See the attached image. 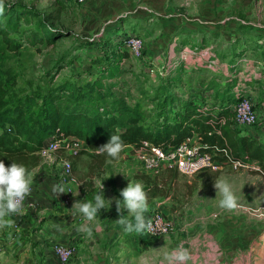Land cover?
Wrapping results in <instances>:
<instances>
[{
	"label": "rangeland",
	"instance_id": "obj_1",
	"mask_svg": "<svg viewBox=\"0 0 264 264\" xmlns=\"http://www.w3.org/2000/svg\"><path fill=\"white\" fill-rule=\"evenodd\" d=\"M4 1L22 2L43 15L52 13L58 16L52 27L70 33L53 45L34 46L26 42V31L34 27L24 26L20 35L9 36L16 44L15 51L5 48L0 40V74L5 80L11 78L5 86L10 97L44 90L64 78L92 77L99 69L102 52L110 45L101 42L95 46L90 42L101 35L116 37L115 25L124 18L126 23L119 26L117 36L126 34V30L128 34H140L145 47L140 60L128 54L122 62L126 72L120 79L124 84L121 91H116L127 96L130 106L139 105L148 119L153 118L151 112L155 106L148 97L153 95L158 83L159 69L163 73L166 58L174 54V35L178 32L189 33L193 39L204 34L213 45H228L246 25L253 28L250 33L256 39L264 42V0H103L99 9L88 0L81 5L60 0ZM208 51L209 48L195 53L185 47L177 54L187 61L194 58L201 61ZM158 59H163V63L159 64ZM226 68L222 64L215 70L225 73ZM240 68V78L256 84L247 89V95L253 100L259 121L253 127L234 126L243 134L262 139L264 60L257 53H247ZM198 102L210 104L207 98H199ZM129 149L125 146L117 158L98 149L82 151L72 160L74 173L79 180L91 179V170L110 176L111 183L102 182L105 198H118L129 181H142L149 204L145 215L160 211L173 222L174 230L157 238L149 237L144 231L129 234L121 239V244L113 241L108 246L92 242L82 251L84 255L81 253L83 264H170L166 254L177 244H183L191 253L186 264H264V175L260 169L234 168L224 163L218 170L201 171L191 177L176 171L144 173L133 163ZM56 156L65 158L66 154L59 152ZM49 165L55 168V163ZM220 177L233 182L241 207L227 210L218 205L220 196L214 182ZM113 204L104 211L106 214L114 215ZM46 258L43 256L41 262L32 257L28 260L31 264H58L55 257L56 262L49 255ZM8 261L4 264H22L20 259ZM77 262L80 259L74 255L70 264Z\"/></svg>",
	"mask_w": 264,
	"mask_h": 264
},
{
	"label": "trees",
	"instance_id": "obj_2",
	"mask_svg": "<svg viewBox=\"0 0 264 264\" xmlns=\"http://www.w3.org/2000/svg\"><path fill=\"white\" fill-rule=\"evenodd\" d=\"M57 20L58 16L43 15L22 2L2 0L0 40L5 48L15 51L16 44L9 36L20 35L24 26H31L34 28L26 31V42L53 45L70 36L52 27ZM125 23L124 18L116 23V37L101 35L90 42L110 45L102 52L99 69L92 77L64 78L44 90L10 97L5 86L11 78L5 80L0 74V160L6 166L12 161L23 163L32 172L41 162L38 152L44 141L60 135L83 140L88 149L84 152H89L106 143L113 132L122 136L126 147L146 141L165 149L196 134L207 144L208 152L215 146L227 148L234 161L256 164L264 175V137L258 139L235 129L231 109L233 103L247 96L250 86H256L239 75L246 54L254 52L264 60V42L250 33L253 28L242 26L238 38L228 45H213L204 34L195 39L189 33L174 35V54L185 47L195 53L209 51L189 70L183 59L166 58L154 93L148 97L155 104L153 118L148 119L139 105L130 106L127 96L116 91L123 88L120 78L126 70L122 62L129 54L123 42L125 33L117 36L119 26ZM222 64H226L225 73L215 70ZM199 98H207L210 104L199 103ZM153 188L158 190L157 185ZM86 190V200L99 191L90 185Z\"/></svg>",
	"mask_w": 264,
	"mask_h": 264
},
{
	"label": "crops",
	"instance_id": "obj_3",
	"mask_svg": "<svg viewBox=\"0 0 264 264\" xmlns=\"http://www.w3.org/2000/svg\"><path fill=\"white\" fill-rule=\"evenodd\" d=\"M88 3L99 9L102 8L103 0H88ZM164 55L165 53L162 54V56ZM167 56L169 55L167 54ZM171 57L180 58L178 54H172ZM183 60L187 69H191L201 62L199 58ZM158 62L162 64L163 59H158ZM77 157L65 158L72 163V160ZM91 172L93 175L91 179L79 180L72 166V175L76 179L77 185L66 183L63 185L65 193L55 195L52 192V186L57 184L56 168L50 167L49 163H40L32 171L34 175L33 192L25 204V212L20 215H12L10 218L14 220L13 224L0 225V264L13 259H20L22 264H31L28 260L30 257L41 262L43 256L47 259V255L56 262L47 246L50 243L73 245L76 250L75 255L80 259V262L77 263L83 264L81 253L84 255L82 251L89 248L92 242L100 243V246H108L113 241L121 244V239L125 235L128 237L129 234H134L125 232L123 226L116 222L120 213L115 211L114 215L108 212L106 214L103 209L99 214V218L102 220L98 222L99 228L94 229L91 236L80 230V226L85 221L80 215L72 214L70 211L72 205L77 200L85 199L83 191H87L88 185L91 189L100 190L99 182H112L110 176L103 171L91 170ZM87 180L89 181L86 182ZM76 191L78 195H76ZM113 208L115 209V205ZM123 214L126 215L127 211H123ZM109 234H112V238L104 237ZM32 235L34 236L32 237ZM77 253L79 254L77 255Z\"/></svg>",
	"mask_w": 264,
	"mask_h": 264
},
{
	"label": "built area",
	"instance_id": "obj_4",
	"mask_svg": "<svg viewBox=\"0 0 264 264\" xmlns=\"http://www.w3.org/2000/svg\"><path fill=\"white\" fill-rule=\"evenodd\" d=\"M68 3L73 2L78 5L83 4L86 0H60ZM124 46L131 58L140 60L144 52V38L140 34H128L123 37ZM185 57L182 56V59ZM161 74V69H159ZM233 112V122L240 127H253L259 121V115L251 97L244 96L231 106ZM129 153L133 163L144 173L155 174L161 171H176L182 176L191 177L201 171L218 170L224 163L232 165L234 168H247L251 166L259 170L256 164H242L234 161L231 152L227 148L213 147L208 152L207 144L202 142V138L193 134L184 139L175 147L155 146L149 142L142 141L139 145L128 146ZM82 151H88L83 140L73 136L60 135L59 138H48L42 144L38 155L42 163H55L58 173L57 184L62 186L66 183L77 185L76 179L72 175V163L67 158L56 156L62 152L66 157H76ZM221 158L222 160H219ZM33 192V186L32 191ZM30 194V195H31ZM29 195V196H30ZM25 200V204L29 199ZM14 215V214H13ZM152 225L150 229L144 231L149 237L157 238L166 236L174 230L173 222L164 216L163 213L156 210L148 214ZM49 250L57 260L58 264H70L76 250L73 245H61L50 243Z\"/></svg>",
	"mask_w": 264,
	"mask_h": 264
},
{
	"label": "clouds",
	"instance_id": "obj_5",
	"mask_svg": "<svg viewBox=\"0 0 264 264\" xmlns=\"http://www.w3.org/2000/svg\"><path fill=\"white\" fill-rule=\"evenodd\" d=\"M2 5V0H0ZM125 147V141L118 132H113L106 143L97 148L107 153L110 157L117 158ZM34 182L33 173L24 165L12 161L5 165L0 160V225L14 223L10 217L13 214L20 215L25 212V200L31 194ZM214 187L219 193L218 205L227 210H235L241 207L233 182L227 177L217 178ZM99 191L93 194L92 199L77 200L70 211L73 215H80L85 223L80 230L88 236L94 229L99 228L100 210L107 211L115 203L117 213H120L116 222L123 226L127 233H141L150 229L152 221L146 217L149 210L148 196L144 184L139 180L129 181L127 186L120 190L119 197L105 198L102 181L99 183ZM52 192L56 195L65 193L61 184L52 186ZM76 195L78 192L76 191ZM127 210V214H123ZM170 264H186L191 259V253L183 244H177L167 254Z\"/></svg>",
	"mask_w": 264,
	"mask_h": 264
}]
</instances>
